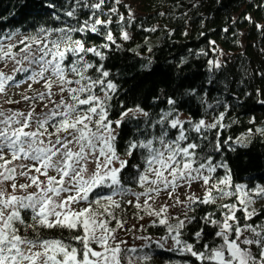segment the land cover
I'll return each mask as SVG.
<instances>
[{
    "label": "snow or ice",
    "instance_id": "snow-or-ice-1",
    "mask_svg": "<svg viewBox=\"0 0 264 264\" xmlns=\"http://www.w3.org/2000/svg\"><path fill=\"white\" fill-rule=\"evenodd\" d=\"M50 15L57 26L41 25L15 43L14 34L0 38V62L4 68L12 65L10 72L0 68V264H150V252L133 257L130 253L137 248L120 236L147 231L145 225L125 227L127 220L117 211L124 212V205L136 209L138 221L147 216L151 227L163 228L164 234L155 239L136 236L148 241L142 248L167 246V251L188 258L183 264H264V218L254 207L257 197L264 199V186L234 184L222 155L235 151L233 144L247 147L253 129L235 140L221 139L220 129L228 127L225 112L211 122L182 119L173 96L154 118L139 106L122 108L113 118L118 85L104 62L113 48L121 47L117 34L123 41L131 39L127 27L136 20L135 13L122 0H71L63 6L64 18ZM245 19L264 32V23ZM141 27L157 31V26ZM210 44L215 51V41ZM208 64L210 71L222 67L219 59ZM22 84H27L25 94L12 99L8 90ZM36 84L41 87L34 88ZM256 94L264 96V91ZM185 95L195 96L196 90ZM258 102L264 105V99ZM201 103L213 108L203 98ZM130 113L147 118L145 128H138L124 146L125 157L139 155L134 165L118 150ZM255 132L264 136V127ZM130 166L139 192L124 184L123 173ZM193 184L203 194L186 193L181 199L178 190ZM162 192L172 203L156 207ZM218 200L227 202L217 205ZM201 205L212 210L199 217L202 226L188 239L185 229L197 221L189 213ZM177 206L182 214H171L170 208ZM205 226L214 230L211 240L205 239ZM53 229L62 231L52 237L43 231Z\"/></svg>",
    "mask_w": 264,
    "mask_h": 264
},
{
    "label": "trees",
    "instance_id": "trees-1",
    "mask_svg": "<svg viewBox=\"0 0 264 264\" xmlns=\"http://www.w3.org/2000/svg\"><path fill=\"white\" fill-rule=\"evenodd\" d=\"M135 13L136 20L127 27L131 39L123 41L117 34L120 48L109 53L104 62L111 72V77L118 85L113 98V118L121 109H135L137 106L154 118L161 110H166V100L173 96L178 100L181 115L193 120L205 118L209 122L220 112H225L224 124L220 129V138L233 139L253 129L247 147L233 144L235 151L226 150L223 158L232 170L234 184L249 187L264 184V136L255 132L264 127V105L258 101L257 90L264 91V32L245 19L251 16L257 23H264V5L260 0H122ZM71 0H0V38L10 34L15 43L23 36L33 33L39 26H57L50 13L63 17V6ZM54 7L50 8L47 5ZM196 7H193V5ZM43 5V6H42ZM120 12L126 13L125 8ZM163 13V15H161ZM143 28L157 26V31L146 32ZM227 29V31H225ZM22 34V35H21ZM6 40V39H4ZM93 40H98L95 36ZM210 41H215V51ZM22 47V45H20ZM151 49V51H148ZM207 53V54H204ZM219 59L222 67L210 71L209 60ZM209 79L213 83L209 84ZM196 90L195 96L185 95L186 91ZM250 94V95H249ZM201 98L207 100L213 108L206 109ZM216 101H221L217 105ZM230 105L227 109L223 103ZM143 115L129 114L118 138V150L122 158L130 160V165L139 162L135 158L124 156V146L136 137L137 130L144 129ZM254 119L255 123H249ZM216 130L209 133L212 139ZM211 151V147L206 149ZM217 160L221 158L216 153ZM223 175V170H220ZM124 184L132 190L142 189L135 182V169L131 166L123 173ZM128 199V197H125ZM227 201H217V205ZM125 211H118L125 220L136 221V209L130 205L123 206ZM264 218V204L255 207ZM212 207L201 205L195 215L197 221L185 229L186 238L202 226L199 217ZM239 215V213H238ZM137 222V221H136ZM140 235H151L154 239L163 233L162 227H151ZM49 237L58 236L62 230H43ZM213 229L205 226V239L211 240ZM68 236L67 230H63ZM145 241L144 244H147ZM203 243V241H201ZM142 244V245H144ZM136 246L133 257L150 252V264H183L185 256L178 252L156 247L145 249ZM199 247V245H197Z\"/></svg>",
    "mask_w": 264,
    "mask_h": 264
},
{
    "label": "rangeland",
    "instance_id": "rangeland-1",
    "mask_svg": "<svg viewBox=\"0 0 264 264\" xmlns=\"http://www.w3.org/2000/svg\"><path fill=\"white\" fill-rule=\"evenodd\" d=\"M14 41H15V38H12L11 42H14ZM3 42L5 44H7L9 42V40L6 39V40H3ZM0 68H3V70L6 71V72H10L11 68H12V65L9 63L8 67L4 68L3 63L0 62ZM33 87L36 88V89H39L41 86L36 84V85H33ZM26 90H27V84H22L19 87H13V88L9 89L8 90V95L12 99L19 100L21 95L25 94ZM27 94L31 95V92H28ZM4 99H6V97ZM0 103H3V99H0ZM4 107H9V105L5 104ZM12 107H20V105H14ZM37 110L39 111V109H37ZM181 118L182 119H186L187 117L185 115H181ZM246 134L247 133L241 134L238 137H240L242 135H246ZM236 138H234L233 140H235ZM19 182L20 183H24L25 181L23 179H21ZM260 186H264V184H262ZM133 191L139 192L138 190H133ZM178 191H179L181 199H184L186 193L194 192L197 196H201L203 194V190L196 184H193L191 189L181 188ZM128 199H134V198L131 197V196H128ZM165 201H167V203H169V204L172 203L171 200L167 199V193L162 192L160 194L159 198L157 199L155 206L158 207L161 203H163ZM141 202H143V201H141ZM262 204H264V199H261V198L257 197L256 198V202L254 204V207L260 206ZM169 211L173 215L182 214L181 208L179 206H177L176 208H170ZM151 219L152 218L145 216V218L143 220H139V221L136 220L137 222L136 221L127 220V224L125 225V227L129 228V227H131V225L136 224L137 227L139 228L140 225L148 224ZM120 236L123 239H125L127 241L128 246H131V247H136V246L142 245L145 242V241H142V240H139V239L135 238L136 236H140L139 231H135V230L134 231H130V232L126 233V234L124 232H121Z\"/></svg>",
    "mask_w": 264,
    "mask_h": 264
}]
</instances>
